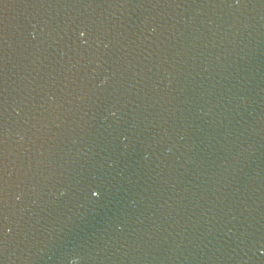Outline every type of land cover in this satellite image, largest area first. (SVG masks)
Here are the masks:
<instances>
[{
	"label": "water",
	"instance_id": "water-1",
	"mask_svg": "<svg viewBox=\"0 0 264 264\" xmlns=\"http://www.w3.org/2000/svg\"><path fill=\"white\" fill-rule=\"evenodd\" d=\"M0 264H264V0H0Z\"/></svg>",
	"mask_w": 264,
	"mask_h": 264
}]
</instances>
